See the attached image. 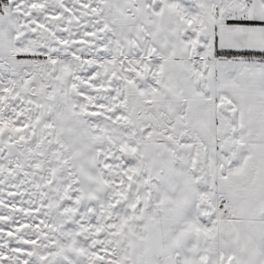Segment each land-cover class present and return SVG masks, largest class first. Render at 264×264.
<instances>
[{
    "label": "snow or ice",
    "instance_id": "6c2138e0",
    "mask_svg": "<svg viewBox=\"0 0 264 264\" xmlns=\"http://www.w3.org/2000/svg\"><path fill=\"white\" fill-rule=\"evenodd\" d=\"M0 264H264V0H0Z\"/></svg>",
    "mask_w": 264,
    "mask_h": 264
}]
</instances>
